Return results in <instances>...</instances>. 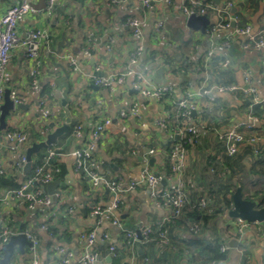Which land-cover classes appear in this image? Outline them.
Returning a JSON list of instances; mask_svg holds the SVG:
<instances>
[{"label":"crops","instance_id":"0c3cea01","mask_svg":"<svg viewBox=\"0 0 264 264\" xmlns=\"http://www.w3.org/2000/svg\"><path fill=\"white\" fill-rule=\"evenodd\" d=\"M14 1L0 0V17ZM201 1L213 7L204 14L209 24L203 32L186 26L182 0H151L148 9L142 12L133 10L132 0H108L107 3L103 0H61L50 16H29L17 23L20 37L26 36L29 30L42 28L48 38L40 48L38 90L31 88L28 77L31 63L25 60L22 49H14L8 64L5 88L15 90L22 104L20 109L8 113L5 128L0 130L3 170L0 175V222L14 235L23 234L25 230L37 235L39 264H57L53 252L57 245L78 258L84 251L79 232L88 230H95L97 236L109 234L116 242L114 255L106 245L96 244L97 264H120L130 256L131 250L122 244L118 227L109 221L98 224L89 213L94 205L108 208L111 194L102 185L90 188L75 170V159L70 153L89 140L97 122L109 119L111 124L94 149L98 174L121 182L123 189L136 181L144 170L169 175V155L178 140L176 132L180 126L175 118V103L183 93L191 91L200 94L195 99L198 105L192 119L198 125L203 148L187 149L181 178L188 183L190 201L207 200L205 217L197 214L192 218L188 214L171 220L172 209L155 205L150 197V193L159 191L165 182L152 188L143 184L123 192V204L115 213L122 227L154 229L157 222L170 219L168 236L170 244L176 248L157 247L154 243L138 245L134 248L133 264H208L213 256L210 247L220 252V245L224 243L229 251L223 254L220 264H264V222L254 223L244 232L240 242L227 237L231 219L228 212L237 188L241 189L243 199L264 206V106L252 105L241 92L213 93L214 102H210L205 93L216 84L244 87V75L248 72L258 100H264V32L263 48L247 45L243 35L233 34L232 26L210 32L218 21L216 10H222L223 18L229 22L237 18L236 26H250L252 35L260 32L264 29V0ZM31 3L39 9L45 6L44 0H31ZM129 17L140 20L139 36H133L126 25ZM158 23L161 29L154 27ZM137 46L142 47L141 54L130 64L131 53ZM209 52L212 58L207 59ZM69 58L75 60L76 73L70 70ZM129 68L136 75L143 74L150 85L170 87L171 92L160 99L135 95L132 93L133 77L109 88L93 83L92 78L117 76ZM157 70L162 72L156 77ZM65 73V82L69 85L68 110L62 104L63 87L58 83ZM41 99L52 113L47 120L38 112L37 104ZM134 105L138 116H120V112ZM248 114L260 120L255 131L258 141L253 145L244 144L235 155L227 156L219 138ZM68 119L70 129L79 127L80 134L77 138L72 135L62 138L64 134L54 144L61 156L49 160L48 165L58 169L53 178V181L59 180L54 193L58 197L53 204L57 214L46 221L41 208L28 209L10 197V192L29 174L23 175V169L18 170L15 163L31 144L44 141ZM165 120H168L167 126L162 128L159 123ZM11 131H21L27 137V142L15 151L9 150L11 144L5 138ZM41 151L31 157L32 168L35 162L43 164L47 149ZM42 189L48 194L46 185ZM70 208L72 211L68 214ZM195 223L202 230L193 236L187 228ZM42 224L47 225L46 230L40 229ZM230 240L236 241L235 248L229 246ZM187 246L189 253L185 251ZM31 259L30 247L24 246L20 252L15 246L8 264H30Z\"/></svg>","mask_w":264,"mask_h":264},{"label":"built area","instance_id":"2783aa9c","mask_svg":"<svg viewBox=\"0 0 264 264\" xmlns=\"http://www.w3.org/2000/svg\"><path fill=\"white\" fill-rule=\"evenodd\" d=\"M61 0H46L43 8H36L31 3V0H15L0 17V105L3 102V95L6 90L5 81L8 78V64L11 60L14 49L20 48L23 50L25 60L31 63V67L28 71V77L30 79L31 88L38 90V76L41 67L40 60V48L41 43L47 40L48 35L42 28H35L29 30L24 37H20L17 32V23L29 16L46 15L50 16L56 4ZM108 0H103L107 3ZM170 1V0H166ZM133 10L135 12H142L148 9L151 4V0H132ZM213 7L209 4H204L201 0H182V13L188 17L191 14L204 15L207 11H212ZM218 21L210 29L213 32L216 29H229L232 24V32L235 35H243L246 38L247 45L253 48H263L262 33L260 32L252 35L250 26H236L237 18L225 20L223 18V11H215ZM126 25L130 28L133 36H139L141 33V22L136 17H129L126 21ZM156 29H161V24H155ZM142 47L137 46L131 53L130 64H134L138 56L141 54ZM211 52L207 53V59L211 57ZM227 64V61H225ZM69 67L72 73L77 72V66L75 60L69 58ZM133 77L132 89L137 91L143 97H150L160 99L162 96L171 92L170 87L161 86L156 87L150 85L147 82L146 77L143 74H135L131 68L127 69L124 73L117 76H108L106 78H93L95 86L102 88H109L112 84H121L126 78ZM245 86L237 85H221L216 84L205 93L209 97L210 102H214L213 93H239L241 92L250 99L252 105L262 104L264 106V100H258L256 89L251 86L250 74L248 72L244 75ZM9 99L11 100L14 109L16 106L22 104V99L17 95L15 90H8ZM200 94L192 92H186L181 95L176 101L177 108L175 118L180 122V126L176 132L177 141L173 145L169 160H170V174H153L146 170L142 171L136 181L131 182L126 189L122 188L121 182L112 181L103 175L98 174L95 171L96 161L94 156V149L101 141L103 133L110 126L111 121L109 119H103L97 122L93 130L90 133L89 140L85 141L79 147L73 149L70 153L75 159L74 168L79 172L81 179L85 181L92 189L98 186H104L106 190L111 194L112 201L108 208H102L98 205L91 206L90 216L96 219L98 224L109 221L118 229L122 234V244L127 248H130V256L121 262L120 264H133L134 262V248L141 244L154 243L157 247H171L176 250L170 244L168 230L166 223L169 219H163L157 222L156 227L146 226L140 230V238H138L137 230L125 229L122 227L120 221L116 217V211L121 207L122 193L128 190H132L137 186L146 184L150 188L156 186L158 183L165 182L164 186L159 191H152L150 197L154 204L160 207H166L172 209L171 218H179L184 215L185 209L202 210L207 207V200L200 198L195 203H189L188 199V183L181 178L182 171L185 167L187 158V149L203 148L201 133L193 122L192 112L196 111L197 103L195 99ZM39 115L42 119L47 120L52 116L51 111L48 109L46 101L41 99L37 104ZM130 114L134 117L138 116V109L134 105L129 108L128 111L120 112L121 117H125ZM168 120L161 121L159 124L162 128H166ZM260 120L253 114L245 116L244 120L235 124L232 128L226 131L220 136V141L223 144L227 156H233L238 152L240 146L244 144H256L258 137L255 131L259 127ZM80 128L75 127L72 131V136H79ZM6 140L11 144L10 151H15L19 145L27 142L26 135L21 131H11L5 134ZM55 145L47 148V153L44 156V162L40 166H35L31 169L32 175L30 178H26L17 189L10 192V197L14 198L19 205L32 209L35 207L41 208V213L46 221L51 220L57 214V210L53 208L54 198L58 195H48L42 189L43 185L53 181L54 175L58 173V169L49 166L48 161L60 157L61 154L56 151ZM151 152V151H150ZM205 153L209 154L207 151ZM26 164L25 155H21L18 161L15 163V167L18 170L23 169ZM3 174L2 166L0 165V175ZM39 186H35V185ZM9 197V196H8ZM7 198V197H5ZM4 198V199H5ZM1 200V199H0ZM72 209H68L67 213H71ZM254 223L246 222L241 219H230L228 222L227 237H233L237 241H241L244 232L249 229ZM40 229L46 230L47 225L42 224ZM201 228L195 224L188 228V233L196 236L200 233ZM25 238L30 242V251L32 259L30 264H39V238L36 234L25 230L23 232ZM14 233L3 222H0V247H2ZM79 239L84 244L83 253L77 258L71 251L65 249L61 245H57L54 248V255L57 257V264H97L99 254L96 250V244H104L110 254L114 255L116 251V242H113L110 235L103 233L99 236L96 235L95 230H88L79 232ZM188 245V241H187ZM185 247V246H184ZM186 249V247H185ZM227 244L220 245V252L226 253L228 250ZM186 253H189L188 246ZM210 264H220L219 261H213Z\"/></svg>","mask_w":264,"mask_h":264},{"label":"water","instance_id":"95a60500","mask_svg":"<svg viewBox=\"0 0 264 264\" xmlns=\"http://www.w3.org/2000/svg\"><path fill=\"white\" fill-rule=\"evenodd\" d=\"M228 10V9H226ZM209 22L205 15H194L191 14L186 19V26L192 30H200L203 32L205 28L208 26ZM233 26V24H232ZM162 72V70L156 71V77ZM67 74L59 79L61 86L63 87V95L64 99L62 101L63 106L68 110V102L69 99L66 97V93L69 92V85L65 82ZM132 93L137 95L138 92L132 90ZM17 109H20L21 106H16ZM14 110L13 104L9 99V92L5 90L3 95V102L0 105V130L5 128V117L8 115L10 111ZM195 112L191 113L193 117ZM71 117V114L69 113ZM70 119L59 128H55L52 133L48 134L44 141L39 143H33L27 148L25 152L26 164L23 167V175L28 174L31 171L32 164H31V157L37 153H39L43 149H47L49 146L55 144L57 139L62 135L68 133L70 131L69 126ZM53 128V125H50ZM59 184V180H54L46 185L48 195L53 196L55 193V188ZM164 182H162V185ZM232 208L228 212V216L231 219H241L246 222H253V223H261L264 222V206L260 207L258 203L254 201L245 200L242 197L241 189L237 188L234 194L232 195ZM138 238H140V230H137ZM236 241L230 240L229 246L231 248L236 247ZM15 246H18L20 252L23 251L24 246L30 247L31 244L29 241L26 240L24 234H17L13 235L9 238V240L1 247L2 249V257L0 258V264H8L9 260L13 254V249Z\"/></svg>","mask_w":264,"mask_h":264},{"label":"trees","instance_id":"16d2710c","mask_svg":"<svg viewBox=\"0 0 264 264\" xmlns=\"http://www.w3.org/2000/svg\"><path fill=\"white\" fill-rule=\"evenodd\" d=\"M44 1H46V0H44ZM72 126H73V124H71V128H72ZM72 135V130L70 129V131L67 133V134H65L62 138H64V137H68V136H71ZM42 152V151H41ZM40 152V153H41ZM40 165H42V164H40L39 163V161L38 162H35L34 163V166L33 167H35V166H40ZM169 172H170V167H169ZM31 175H32V171H30L29 172V174L27 175V178H30L31 177ZM19 187V186H18ZM18 187H16L15 189H17ZM189 201V203H195L196 201H190V200H188ZM198 201V200H197ZM263 205V204H262ZM230 205H229V203H227L226 204V207H229ZM206 209H207V207L205 208V209H202V210H195V209H190V207H187L186 209H185V212H184V215L182 216V217H179V218H171V220H176V219H180V218H184L186 215H188V214H190L191 215V217L192 218H195L196 217V215L197 214H200V215H202L203 216V214L204 213H206L205 211H206ZM203 217H205V216H203ZM170 219H169V221L167 222V223H169L170 221H171ZM204 220H205V218H204ZM167 223L165 224L166 225V228L168 227L167 226ZM195 224H197V223H195ZM195 224H190L189 226H188V228L190 227V226H193V225H195ZM198 225V224H197ZM200 226V225H199ZM188 228H187V230H188ZM200 228H201V226H200ZM133 230V229H132ZM202 230V229H201ZM201 232V231H200ZM200 234V233H199ZM189 243V242H188ZM141 245H143V244H141ZM210 248H212L211 249V251L213 252V256L211 257V259L209 260V262H208V264H210L211 262H215V261H221V259L223 258V253H221V252H217V250H216V247H210ZM96 250H97V248H96ZM98 252V251H97Z\"/></svg>","mask_w":264,"mask_h":264},{"label":"bare ground","instance_id":"6f19581e","mask_svg":"<svg viewBox=\"0 0 264 264\" xmlns=\"http://www.w3.org/2000/svg\"><path fill=\"white\" fill-rule=\"evenodd\" d=\"M121 4V3H120ZM130 16V15H129ZM212 35V34H211ZM212 58V57H211ZM93 79V78H92ZM189 88V87H188ZM192 92V91H191ZM184 94V93H183ZM195 121V120H194ZM196 123V122H195ZM198 126V125H197ZM229 251V250H228Z\"/></svg>","mask_w":264,"mask_h":264}]
</instances>
